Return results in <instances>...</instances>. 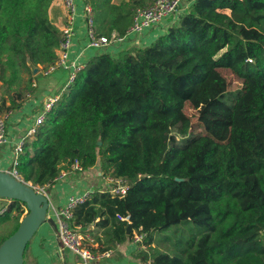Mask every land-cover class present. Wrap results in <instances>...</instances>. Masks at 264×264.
<instances>
[{"label": "trees", "instance_id": "16d2710c", "mask_svg": "<svg viewBox=\"0 0 264 264\" xmlns=\"http://www.w3.org/2000/svg\"><path fill=\"white\" fill-rule=\"evenodd\" d=\"M52 1L0 0V114L21 107L33 68L58 57ZM86 1L105 35L125 33L134 10L152 3ZM224 71L240 82L235 92ZM75 161L129 184L122 197L95 189L73 209L70 223L83 233L93 226L115 244L143 231L149 249L139 254L152 264H264V0H194L149 44L90 58L26 138L17 170L51 192ZM0 200V222L14 220L1 243L26 205ZM172 226L171 248L152 246L153 233ZM34 236L23 264H38Z\"/></svg>", "mask_w": 264, "mask_h": 264}, {"label": "built area", "instance_id": "2783aa9c", "mask_svg": "<svg viewBox=\"0 0 264 264\" xmlns=\"http://www.w3.org/2000/svg\"><path fill=\"white\" fill-rule=\"evenodd\" d=\"M54 1V0H53ZM63 6L64 12L61 16L62 23L58 27L61 33V41L58 47L57 59L47 66L37 65L33 70L38 71L42 76H49L58 69L67 71V78L62 86L51 88L46 92L41 107L32 115L30 124L23 132L21 139L15 143L10 165L4 171H8L13 177L23 181L18 166V155L21 152L26 138L32 137L37 128L42 125L55 103L60 99L64 91L74 81L76 74L84 68L87 61L99 54H116L120 50L131 47L147 45L152 42L160 33L171 25L178 16L180 0H152V3L145 7H138L134 10L132 22L123 34L112 31L110 34H98L95 29L92 6L86 0H59ZM165 21V22H164ZM167 24V25H165ZM160 27V32L155 34V38L148 41L147 32ZM32 86H36L32 81ZM9 111L0 114V146L8 141L7 118ZM96 167V166H95ZM98 168V167H97ZM83 169L78 161H75L68 170H61L55 181L62 180L70 174ZM103 181L99 182L97 187L82 185L78 191H71L66 196V200L61 205H55L51 202L49 194L46 191L48 184L42 187H34L37 192L45 194L49 199L47 217L52 218L55 225V231L59 242L63 248L68 249L80 258L81 264H93L97 259L86 240L89 235L83 234L80 226H72L73 209L81 203L87 201L95 189L107 191L112 196L122 197L126 194L129 184L123 177H115L99 173ZM104 184L105 186L101 187ZM30 184V183H29ZM31 185V184H30ZM5 209L0 211V214ZM51 212V216L49 213ZM120 219L127 220V217ZM141 229V228H140ZM146 236L143 231H133L132 241L136 244H142ZM109 251L100 253L109 255Z\"/></svg>", "mask_w": 264, "mask_h": 264}, {"label": "crops", "instance_id": "0c3cea01", "mask_svg": "<svg viewBox=\"0 0 264 264\" xmlns=\"http://www.w3.org/2000/svg\"><path fill=\"white\" fill-rule=\"evenodd\" d=\"M121 0H112L113 3H119ZM194 0H180L178 15L188 7ZM64 12L63 6L59 0H54L49 7V18L58 28L62 23V14ZM229 12V10H226ZM165 22V21H164ZM167 25V24H165ZM160 27L147 32V39L151 41L155 38V34L160 32ZM65 71L58 69L49 76H42L38 71L33 70L32 78L36 83L34 91L27 96L21 107L9 110L7 118L8 127V141L0 146V170H5L10 165L12 151L15 143L23 136L24 130L30 124L33 113L41 107V102L46 95V92L51 88H58L63 85L66 77L61 80V75L58 72ZM67 72V71H66ZM22 81L28 79V73H22ZM8 103V102H7ZM95 171L97 167L93 168ZM90 171H77L75 174H70L62 180L55 181L54 188L49 194L51 202L55 205H61L67 198V194L71 191H78L82 185L95 186V180H91L86 174ZM102 184V183H101ZM105 186L104 184L101 187ZM10 201H8V204ZM5 209V208H2ZM1 209V210H2ZM0 210V211H1ZM51 216V212L49 213ZM50 220L53 219L50 217ZM90 232L85 234L91 235V231L95 237L87 244H89L92 252L97 255V259L93 264H152V260L148 257L146 260H139L141 252L148 253V245L136 244L132 240L123 243L106 242L102 235V230H95L93 226L90 227ZM82 232V230H81ZM93 237V236H92ZM30 250L32 255L36 258L38 264H81L80 258L63 248L59 242L54 221H47L37 231L34 239L30 243ZM109 251V255H101L100 253Z\"/></svg>", "mask_w": 264, "mask_h": 264}, {"label": "water", "instance_id": "95a60500", "mask_svg": "<svg viewBox=\"0 0 264 264\" xmlns=\"http://www.w3.org/2000/svg\"><path fill=\"white\" fill-rule=\"evenodd\" d=\"M0 198L19 200L26 205V212L17 229L0 243V264H23L27 243L43 223L53 222L47 217L49 199L29 183L16 179L4 170H0ZM131 230V223H128L126 233Z\"/></svg>", "mask_w": 264, "mask_h": 264}, {"label": "rangeland", "instance_id": "374dc122", "mask_svg": "<svg viewBox=\"0 0 264 264\" xmlns=\"http://www.w3.org/2000/svg\"><path fill=\"white\" fill-rule=\"evenodd\" d=\"M48 12H49V10H48ZM105 28H106L105 25H102L101 23H98L97 21H95V29H96V31H104ZM58 73L61 75V77H60L61 80H63L66 77V75H67L66 71H61V72L59 71ZM224 76L229 81V88H228L229 92L230 93L231 92H235L240 87V82L234 77L233 74H231L229 72L224 71ZM219 102H220V106H225L227 104V101L225 99H219ZM7 105H8V103H7ZM185 111L191 118L192 128L193 127L195 128V130H196L195 132L196 133H202L203 132L202 131V127H201V125L198 122L196 110L193 109L192 107H190L189 105H186L185 106ZM97 167H99V166L97 165ZM93 168L94 167L87 169L86 171H90V172L88 174H86V175L91 180H95L94 181L95 182L94 188H95V187H97L99 185L100 181H103V179H101V177L99 176V173H103V172L99 168H97L96 171ZM0 203H4V202L0 200ZM25 212H26V208L24 209V212L21 215L20 219L22 218V216L24 215ZM13 225H14V220L13 219L6 220L4 222H0V235L8 234L12 230ZM173 227L174 226H172L171 228H169L168 230H165V231H156V232H154L153 233V241L154 242H153L152 246L157 247V248H159L161 250H169L171 248L173 242L175 241L176 236H178V235H176L178 233H174V235H176V236L169 235L170 233H168V232L171 231L173 229ZM180 230H183V232H185L186 235L189 233L187 227H185V226H181ZM85 233H86V231L83 234H85ZM90 238H92V239L94 238L95 239V234L93 232H91ZM88 242H89V239L86 240V243H88ZM138 258H139L140 261H142L143 260V255L139 254Z\"/></svg>", "mask_w": 264, "mask_h": 264}]
</instances>
